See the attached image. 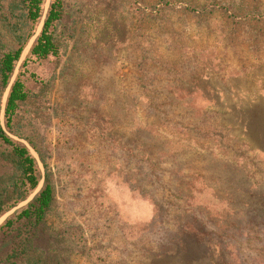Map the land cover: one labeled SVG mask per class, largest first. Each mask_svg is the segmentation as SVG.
Instances as JSON below:
<instances>
[{"label": "rangeland", "instance_id": "obj_1", "mask_svg": "<svg viewBox=\"0 0 264 264\" xmlns=\"http://www.w3.org/2000/svg\"><path fill=\"white\" fill-rule=\"evenodd\" d=\"M65 2L61 58L29 67L51 83L42 100L44 118L33 122L30 134L55 186L53 209L34 242L38 264H235L258 253L230 245L222 261L220 246L186 231L176 252L157 257L158 244L171 239L166 222L173 215L158 223L153 198L141 195L154 192L126 182L139 181L142 172L126 166L122 145L129 129L144 126L127 113L131 93L138 85L167 89L172 99L160 101L175 109L172 128L158 127L156 140L173 153L178 169L188 170L187 208L223 223L264 218V150L224 155L244 137L240 130L233 138L232 130L221 135L212 126L204 133L210 138L194 139L222 112L225 121L253 120L264 134V0ZM144 57L154 61L148 63L156 76L147 85L134 77L144 70ZM145 102L137 98L136 105ZM177 122L192 127V137Z\"/></svg>", "mask_w": 264, "mask_h": 264}, {"label": "trees", "instance_id": "obj_2", "mask_svg": "<svg viewBox=\"0 0 264 264\" xmlns=\"http://www.w3.org/2000/svg\"><path fill=\"white\" fill-rule=\"evenodd\" d=\"M46 1L0 0V104L2 94L10 83L16 65L41 22ZM66 8L65 0H49L40 33L20 64L6 98L4 128L0 124V166L7 169L0 172V217L25 201L36 190L42 178L38 164L27 147L11 136L25 140L35 150L44 166L45 176L41 188L32 200L14 211L0 225V264H38L40 261L34 242L40 238L53 209L55 186L47 170L45 159L30 134L35 129L33 122L44 118L42 100L50 90L51 83L30 72L29 67L52 60L58 61L61 58L66 40L63 30ZM148 61L150 64L154 63L144 57V70H135L134 75L137 82L145 85L156 79L155 71H151L152 67ZM142 97H145V105H136L137 98ZM165 97L172 99V94L167 89L159 92L154 88L138 85V91L130 95L127 113L132 117L138 116V120H142L144 126L134 130L129 129L130 140L122 145V151L127 159L126 166L130 169L138 167L142 172L139 181L127 177L126 182L129 184L133 182L138 186L142 184L150 190L149 192H154V194L145 192L141 195L153 198L158 211V223H163L164 217L173 215L166 222L170 223V228L166 231L171 239L167 240L166 245L163 241L158 244L161 253L157 257L162 258L171 252H176L180 244L179 235L192 231L208 246L212 244L215 248L220 246L218 259L222 261L227 259L228 254L224 253L231 245L238 252L251 250L259 253L252 257L240 256L235 264H248L247 258L257 264L260 258L261 260L264 258V218L243 216L238 221L225 219L223 223L201 213L195 214L187 208L191 200L187 188L192 181L187 173L188 170L178 169L177 159L173 153L165 150L164 142L156 140L160 131L157 130L158 127H171L173 122L171 119L173 116H170L175 109L160 101L166 99ZM225 114L222 112L214 125L201 126L200 130L196 131L197 135L194 139L203 142L206 138H210L209 134L204 133L209 132L212 126L216 127L221 135L223 130H232L233 138L235 130H240L244 137H241L238 145L232 144V147L227 145L224 155L231 151L235 156L238 150H244L243 156H245L256 149L264 150V134L260 129H256V122L242 118L225 121L222 118ZM176 124L177 128L182 125L192 137L194 132L192 127L181 122ZM225 141L229 142L228 139ZM230 142L233 143L232 140ZM209 161L214 163L213 160ZM244 172L249 173L245 170ZM217 181L220 183V180ZM158 191L161 192L159 196L156 193ZM157 196L159 199H154ZM177 235L178 239H175ZM213 254L214 252H211V256ZM224 256L226 257L223 259Z\"/></svg>", "mask_w": 264, "mask_h": 264}, {"label": "water", "instance_id": "obj_3", "mask_svg": "<svg viewBox=\"0 0 264 264\" xmlns=\"http://www.w3.org/2000/svg\"><path fill=\"white\" fill-rule=\"evenodd\" d=\"M48 4H49V0H47L46 3H45V6H44V14H43V17L41 19V22L39 23V26H38V28H37L34 36L30 39L28 45L24 49V51H23V53L21 55V58H20L19 62L16 65V68H15L14 74H13L11 80H10V83H9L8 87L5 89V91L3 93L2 102H1V111H0V124H1L2 128H4V126H3L4 107H5V102H6V98H7V95H8L9 88H10L11 84L13 83V81L15 80V77H16V75L18 73V69H19L20 64L22 63V61L24 60L25 56L27 55V53H28V51H29V49H30L33 41L35 40V38L40 33V30H41V27H42V24H43V19H44L46 10L48 8ZM21 142L27 147V149L29 150L30 154L34 157V159L36 160V162L38 164V167L42 169V166H41V163H40L39 158L37 156V153L32 148H30V146L27 143H25L24 141H21ZM43 179H44V176H42V178H41V180L39 182V185L36 188V190L25 201L21 202L15 208L11 209L10 211L6 212L5 214H3L0 217V224L3 223L7 217H9L10 215H12L14 213V211H16L17 209L25 206L28 202H30L32 200V198L35 196V194L41 188L42 183H43Z\"/></svg>", "mask_w": 264, "mask_h": 264}]
</instances>
